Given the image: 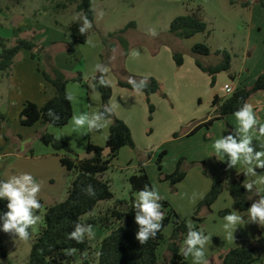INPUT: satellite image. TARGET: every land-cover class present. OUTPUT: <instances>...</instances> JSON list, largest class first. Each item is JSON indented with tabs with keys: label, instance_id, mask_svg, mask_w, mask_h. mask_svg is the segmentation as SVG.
<instances>
[{
	"label": "rangeland",
	"instance_id": "374dc122",
	"mask_svg": "<svg viewBox=\"0 0 264 264\" xmlns=\"http://www.w3.org/2000/svg\"><path fill=\"white\" fill-rule=\"evenodd\" d=\"M260 1L91 0L92 9L96 12L102 10L104 13L103 17L99 18L94 12L93 27L87 33V37L92 39L95 46L87 43L76 45L75 54H67L69 61L65 63V50L67 51L68 48L66 43L71 41L69 26L72 23L80 24V21L76 19V15L80 13L77 11L79 0H0V40L8 39L14 44L18 39L33 37L37 43H43L42 45L47 48V52L53 56L55 65L65 66L67 64L68 68H77V73L88 76L91 83H95L100 76L99 72H93L98 62L109 68V72L105 74V77L109 76V80L118 78V80L128 81L129 77L135 78L136 76L129 73L126 68L129 53L132 51H140L145 55L150 54V60L153 55L159 53L164 62L171 59L173 52H179L184 56L185 65L180 69V73L184 75L181 91H171L170 97L167 96L166 99L159 93L162 100L157 106L151 102L155 107V112L156 109L159 112L155 122L154 115L153 121H149V106L146 101L144 118L140 124L137 122L135 129L132 128L136 149L123 148L118 159L114 160L111 169L103 175V179L109 181L111 185L114 199L100 202L93 212L83 217L85 221L92 220L93 222L91 225L95 237L89 239L93 259L97 258L102 240L112 228L118 226L98 221V218H103L107 210L115 207L125 210L126 202L130 201L131 196L137 198L138 193L132 192L129 179L142 167L145 168L152 187H155L162 197L160 203L164 216L167 217L173 209L181 220L186 223L192 222L194 228L199 226L205 235L211 237L205 248V258L209 264H221V256L229 250L252 246L259 236H264V227L256 223H247V212L240 213L236 210L228 191H225L210 209L206 206L199 209L200 203L211 191L215 179L228 183L236 175L245 174L246 171L245 167L238 172H236L237 168L227 169L224 164L227 157L217 155L212 147L215 140L221 138L222 135H228L225 118L229 116L216 120L210 128L203 127L190 135L201 122L209 121L216 115L212 97L221 86L227 82L231 85H238L241 81L243 86L251 87L256 80V73L263 68L264 30L260 31L259 28H255L256 24L264 27V7ZM244 4L248 5L244 6ZM258 11L261 14H258ZM187 15H195L202 20L207 26L206 31L189 39L174 36L170 32L172 22L178 17ZM150 27L157 30V36L153 37L148 34L147 30ZM126 28L123 34L126 40L124 47L120 44L118 37L110 35ZM54 42H58L57 45H52ZM199 44L209 47L211 55L194 56L192 49ZM218 52L221 53L218 54ZM225 54L230 56L231 68L215 76L214 86L211 85V77L208 74L202 72L198 76L190 74V71H197L195 58H198L204 66L212 67L224 62ZM132 57L137 63L141 60V57L140 59L136 56ZM19 59H21L20 56ZM40 61L45 68V61L43 59ZM9 83L10 78L0 82V113L2 115H4L2 112L6 106ZM192 86L195 87L192 88ZM115 88L119 101L121 97L118 94L122 93L120 92L122 88L118 84ZM98 95L100 97L99 93ZM143 107H145L144 103ZM11 109L10 121L5 118L4 122L0 123V179L2 180L13 175L18 161L17 154L23 155L28 151L31 156L34 153L42 154L45 150L53 149L42 142L43 131L34 137L35 130L30 133L31 138L27 139L28 141H21L23 136L21 130L29 131L34 127L22 126L19 120L20 115L16 113L14 107ZM124 109L122 105L117 107L120 113H123ZM125 113L128 115L129 111ZM114 114L116 115L115 112ZM231 116L234 117V115ZM50 128L60 131L52 126ZM11 129L14 130V135H17L15 138L10 136ZM68 134L67 138L71 145L65 142L73 150L72 156L81 157L87 153L79 152L77 149L74 151V148L81 147L82 143L83 146L84 144L88 146L91 141L90 135L81 141L77 134ZM107 137V127L98 131V144L104 146ZM5 152H12L14 155L3 157L2 154ZM163 153L165 155L162 158V170H160L158 161ZM179 161L183 162L182 169L186 173V178L172 186L169 181H164V178L175 172ZM52 167L53 183L46 184V187L50 186L56 194L55 202H63L67 198L74 175L62 168L60 162H56ZM58 170H61V173H58ZM260 176L262 175L256 177ZM41 177L40 182H44L47 176ZM255 190L257 192L256 186ZM194 193L196 194L195 200L192 199ZM259 198V195L255 196L253 202ZM162 201L168 203L169 207H166ZM231 202L233 203L231 204L233 205L232 212L235 211L242 215L245 221V224L238 225L233 234L234 239H228L223 227L224 216L219 214V211L226 210ZM43 206L41 219L31 228L32 235L27 241H21L3 232V222L0 221V239L8 250V257L0 259V264H27L32 242L44 226L43 216L47 206L44 203ZM173 227V223L166 227L165 241L159 249L160 257H166L167 264L169 262L171 264L172 261L171 254L167 252V245ZM187 262L193 264V258L187 257ZM56 264L67 263L58 258ZM69 264H81V258L76 254Z\"/></svg>",
	"mask_w": 264,
	"mask_h": 264
},
{
	"label": "trees",
	"instance_id": "16d2710c",
	"mask_svg": "<svg viewBox=\"0 0 264 264\" xmlns=\"http://www.w3.org/2000/svg\"><path fill=\"white\" fill-rule=\"evenodd\" d=\"M261 5L264 7V0H261ZM248 4H244L247 6ZM91 0H79L77 11L86 14L89 20L94 21V11L91 10ZM131 26H135L131 24ZM79 23H72L69 26L71 32V41L67 42L68 55H74L76 52V45L85 44L87 33L81 35L79 33ZM206 24L195 15H187L176 18L171 25L170 32L182 39H189L198 33L205 32ZM126 29L113 33L111 37H118L120 44L126 46V40L123 37ZM58 42L52 43L57 45ZM47 48L41 47L32 37L18 39L14 44L11 40H0V73L2 79H9L12 76L14 66L19 56L27 52L32 59H39L45 61V68L38 69L44 80L48 82L54 89V97L39 106L33 102H26L20 113L19 120L22 126L32 127L37 123H41L46 127L52 126L56 128H63L69 124L74 114L72 102L65 99L68 92L67 86L71 81L82 83L83 75L78 73L76 77L69 78L64 71L59 69L53 61V56L47 52ZM194 56H210V48L206 45L199 44L192 49ZM128 53V52H127ZM126 53V55H127ZM221 52H218L220 54ZM224 62L219 65L206 67L202 62L195 58L196 66L205 74L211 77V85L215 84V76L220 72L229 71L231 68V59L228 54H225ZM104 57L103 55L101 56ZM173 59L178 68L184 65V56L179 52H173ZM101 75V74H100ZM146 81L148 87L143 89V94L147 98L149 106V121L153 120L155 107L150 101V96L161 93L166 99L167 95L162 90V84L153 77H148ZM137 84L140 83L142 77H135ZM118 86L129 91H133L132 85L127 81L119 80ZM96 90L100 93L102 100L103 111L104 105L111 102L113 96V87L101 86L96 84ZM264 90V73L260 74L253 86L236 91L227 97L220 98L215 96L212 102L215 109V116L204 123L199 124L190 135L195 134L203 127L210 128L218 119H223L233 113L242 106L245 101L260 91ZM52 109L60 116V119L53 121L47 112ZM5 116L0 113V123L4 122ZM111 125L109 128V135L106 147L111 149L108 156L102 154L106 148L89 145L87 153L94 152L95 156L92 158H81L79 156L73 157V150L65 141L57 139L55 136L44 130L41 135L42 142L51 146L57 152H65L61 157L60 162L62 166L74 175V179L68 189L67 198L63 202H59L52 206L46 207L43 216L44 226L40 233L32 242L31 253L27 264H56L57 259L61 258L62 262L69 264L76 254L81 258V264H167V258H161L159 249L165 241L164 231L171 223H173V230L167 245V252L171 254V264H188L187 258L181 254L182 242L187 235L186 222L181 220L175 210L171 209L169 215L163 220V227L157 233L155 238H150L147 243L141 245L136 239V233L139 230V225L135 223V210L132 208L134 196H131L129 202H126L125 210L118 208L107 210L106 215L99 217L98 221L106 224H117L118 226L112 228L110 233L102 240L99 252L96 259L91 257V242L85 237L83 243L77 244L74 240H68L67 234L74 230L75 223L92 224V220L85 221L83 217L93 212L100 202L111 201L114 199L109 181L103 179V175L108 172L114 160L119 157L120 151L128 147L132 150L136 149L133 134L125 121L118 118L114 113L110 116ZM162 154L158 161L159 169L162 170ZM182 161L178 162L175 172L166 175L164 181H169L172 186L177 185L186 178V173L182 169ZM163 175V174H162ZM2 180V179H0ZM129 182L131 184L132 192L138 193L147 184L150 188L152 183L144 167L139 169L138 173L133 175ZM244 182V173H240L235 178L225 183L220 180H214L211 191L207 197L200 203L199 209L208 207L209 209L219 199V197L228 191L233 199L236 210L240 213H246L247 209L253 203V198L257 197L255 185L251 192L246 191L242 186ZM91 185L95 191V196H89L85 192L88 185ZM42 207L36 213L41 216L43 209V202L40 201ZM162 203L169 207L166 202ZM7 211V200L0 199V216ZM229 210H224L220 213L221 216L229 214ZM202 221L201 219H199ZM2 222V220H0ZM105 224V225H106ZM200 230L199 226L195 228ZM30 236L32 235L31 228L28 230ZM68 248H76L74 255L67 256L62 250ZM8 257V250L3 241L0 239V259ZM262 257H264V236H259L254 244L249 247L233 248L221 256V264H256ZM170 264V262H169Z\"/></svg>",
	"mask_w": 264,
	"mask_h": 264
},
{
	"label": "clouds",
	"instance_id": "9594fccd",
	"mask_svg": "<svg viewBox=\"0 0 264 264\" xmlns=\"http://www.w3.org/2000/svg\"><path fill=\"white\" fill-rule=\"evenodd\" d=\"M96 12L95 9H91ZM99 18H102L103 11L96 12ZM76 19L80 21L79 33L85 35L92 29L93 23L86 14L79 13ZM82 22V23H81ZM148 34L155 37L158 35L154 27H150ZM86 43L95 46L90 37L86 38ZM133 56H139L138 52H133ZM93 72H99L100 78L98 84L101 86H109L110 81L105 78V74L109 72V68L101 63H96ZM87 79V77H86ZM95 80V76L93 77ZM147 76L142 77L140 83L137 84L133 77L128 78V83L132 85L135 93H142L143 89L148 87L146 81ZM89 87L96 91V83H89ZM75 96L71 92H67L65 99L69 102L75 100ZM254 104L245 101L240 108L234 113L237 121V127L233 133L227 136L222 135L221 138L214 141L212 147L217 155L227 157L228 167L233 168L238 164H242L245 168L246 176L256 177L255 168L264 169V143L259 145L260 150H256L253 146V135L258 134L259 137H264V123H261L254 111ZM116 105L110 102L104 105L103 111H95L91 114H81L79 116L73 115L71 120L76 128H84L86 126L88 131H100L106 128L110 123V116L115 112ZM47 115L53 120L57 121L60 116L52 109H49ZM105 151H109L105 149ZM257 183L264 184V176H260L258 180L251 182L244 181L242 186L246 191L251 192L254 185ZM41 191V184L30 173L24 172L9 176L6 180H0V199L7 200V211L0 216L2 220V231L13 235L21 241L30 239V228L35 226L41 219L36 213L41 209L42 205L38 199ZM85 192L89 196H95V191L89 184ZM259 199L251 203L247 209L248 221L247 223H256L264 227V194L260 190L256 192ZM196 194H193L192 199L195 200ZM162 197L155 187H149L145 184L144 188L137 194L132 208L135 210V223L139 225V230L136 233V239L141 245L147 243L150 238H155L157 233L163 227V220L165 218L160 203ZM225 223L223 225L228 239H234V232L238 225L245 224L242 215L237 212H231L223 217ZM188 229L186 238L181 248V254L187 258H193V264H209L205 258V248L211 239L210 236L205 235L202 230H196L192 222H187ZM85 237L93 239L95 232L93 226L82 223H75L74 230L67 234L68 240H74L77 244L83 243ZM67 256L74 255L76 248H68L62 250Z\"/></svg>",
	"mask_w": 264,
	"mask_h": 264
},
{
	"label": "crops",
	"instance_id": "0c3cea01",
	"mask_svg": "<svg viewBox=\"0 0 264 264\" xmlns=\"http://www.w3.org/2000/svg\"><path fill=\"white\" fill-rule=\"evenodd\" d=\"M258 14H261V12L258 11ZM256 26L257 27L255 28H259L260 31L264 30L263 25L258 26V24H256ZM38 44L41 47H44L42 45L43 43H38ZM138 50H141V49H138ZM133 52L134 51L129 53V56L127 59L128 62L126 64V68H127V71H129V73H131L132 75L136 77L147 76V77H153L157 79L162 84L163 92L169 97H170L171 91L172 92L181 91L183 87L184 75L180 73V69L183 68L185 63L182 67L177 68L174 62V59H173V53L171 54V59L170 60L167 59L166 62H164V60H162L161 57L159 56V53L158 55L157 54L153 55L152 56L153 58L150 60L151 57L149 53H147L149 55H145L140 51H136L139 53L138 58L140 59L141 57V60L137 63L132 57ZM262 56H263L262 57L263 59L264 55ZM20 58L21 59L17 60L14 66V70L10 78V83L8 85V90H7V97L5 101L6 106L4 108V112H2L5 115V118L7 121H10L9 116H10V111L12 110L11 109L12 107H14L16 113L20 115L23 109V106L26 102L30 101L39 106H42L45 102L53 98L55 94L53 87L44 80L41 72L38 70V69L44 68L42 62L39 59H32L30 54L27 52L22 53V55H20ZM64 61L65 63L69 61L66 50H65ZM145 61L146 63L144 64ZM56 66L62 71H64L69 78H74L78 74L76 71L77 68H68L67 64L65 66L63 64H61V66L57 64ZM262 67L263 68H261L256 73V76H255L256 79L260 74L264 73V62H263ZM200 72L202 71L197 67V71L195 70L190 71V74L191 75L193 74L194 76H198V75H201ZM82 75H83L82 83L71 81L67 86L68 92L73 93V95L76 97L75 100L72 101V106H73V111H74L73 115H77V116L81 114H85V113L91 114L95 111L101 110V107H102L101 96L99 97L98 95L99 92L97 90L93 92V90L89 87V83H91V81L89 80L90 78H88V76H86L85 74H82ZM105 78L109 80V76ZM2 80H3L2 74L0 73V82ZM119 80L118 78L109 80L110 84L113 87V94H114V96H112L111 101L112 103L116 105L115 113L117 117L126 122V124L129 126L133 134V129H135L137 125L141 123L142 118H144L143 114H145L146 105L148 104L147 103L145 105L147 98L143 93H135L134 91L129 92L126 89L122 88L120 89V92L122 93L118 94L121 97L119 98V101H118L116 97L115 87L118 84ZM95 83L97 84V82ZM227 84H230V83L227 82L224 85H227ZM224 85L219 88L218 92H215V94H213L212 100L214 99L215 96H219L220 98H224L228 96L223 91ZM243 85L244 84H241V81L239 82L238 85H235V84L232 85L234 92L242 90L244 88H249ZM251 85L252 84H250V86ZM194 87L195 86H192V88ZM160 100H162V98L158 94H153L152 96H150V101L155 106L158 105V102H160ZM248 102L254 104L255 106L254 111L256 113L258 120L261 123H264V90L253 94L249 98ZM143 103L145 107H143ZM118 105L119 106L122 105V108L125 107L123 113H120L119 110L117 111ZM126 111H129L128 115L125 113ZM158 116H159V112L156 109V112L154 114V122L157 120ZM204 122H207V120L201 123H204ZM225 122L227 123V126H228L227 127L228 130L226 131L227 134L233 133L235 131V128L237 127L236 118L229 116L225 118ZM110 125H111V121L109 125L107 126L108 135H109ZM33 127L34 128L29 131L26 130L27 132L24 130L23 131L21 130V132H23V133L20 132L23 135L21 138V141L23 142L28 141L27 139L31 138L30 133L34 132L35 130H36V134L34 135V137L39 135V133H41L42 131L46 130L53 136L58 137L57 139L62 140V141H67L68 143H70V140H68L69 138H67L68 133H69L68 135H70V133L77 134L80 137L81 141H84L86 139V136L90 135L91 141L89 142L88 146L91 144L94 146L104 148L106 147V143H107V140H106V143L104 146L99 145L98 144V131H88L86 126L84 128L78 129L75 127L72 120L69 122L67 126L63 128H58L60 131H54L50 128L51 126L46 127L41 123H37ZM31 135H33V133ZM10 136L12 138H15L17 136V135L16 136L14 135L13 129H11L10 131ZM134 137L135 136L133 135V138ZM261 143H264V137H259L258 134L253 135V146L256 148V150H260L259 145ZM85 145L86 144H84L83 146V143H82V146L74 148V151L78 150L79 152H87L88 146H85ZM13 155L14 154L12 152L11 153L5 152L4 154H2L3 157L13 156ZM64 155H65V152H57L54 149L45 150L42 152V154L34 153L31 156L29 155L28 151L24 152L23 155L17 154L18 161L16 163L17 165H16L15 171L13 172V175L24 173V172H27L33 175L36 181L41 184V191L39 193L38 199L42 201L47 207L52 206L54 204H57V202H55L57 200L56 194L53 193V190L50 189V186L46 187V184L51 185L53 183L54 176H51L52 170H53L52 166H55L56 162L57 163L60 162L61 157ZM224 164L226 165V168L229 169L228 160L224 161ZM61 167L64 168L62 164H61ZM233 168H237L236 172H238L244 169V166L242 164H238L236 167H233ZM255 171L257 175L264 176V169L257 167L255 168ZM59 172L61 173V170H58V173ZM40 174L41 176H47L44 182H40V178H42ZM258 179H259L258 177L252 178L251 176H246L244 174V181L251 182L253 180H258ZM255 186L257 189L260 190L261 194H264V184L257 183ZM221 196L219 197V199L221 198ZM232 202H233V199H232ZM232 202L230 203V206H228V208L226 209V210H229L230 213L232 212V208H233L232 207L233 205L231 204L234 203ZM222 211L224 210L221 209L219 211V214ZM256 264H264V257H262Z\"/></svg>",
	"mask_w": 264,
	"mask_h": 264
},
{
	"label": "water",
	"instance_id": "95a60500",
	"mask_svg": "<svg viewBox=\"0 0 264 264\" xmlns=\"http://www.w3.org/2000/svg\"><path fill=\"white\" fill-rule=\"evenodd\" d=\"M99 78H100V76L98 77V79L96 81L97 83L99 81ZM105 149H108L109 151H105ZM105 149L103 150L102 154L106 157V156H108L110 154L111 149L109 147H106ZM94 156H95V153L94 152H90V153H85L84 155L81 156V158H92Z\"/></svg>",
	"mask_w": 264,
	"mask_h": 264
},
{
	"label": "built area",
	"instance_id": "2783aa9c",
	"mask_svg": "<svg viewBox=\"0 0 264 264\" xmlns=\"http://www.w3.org/2000/svg\"><path fill=\"white\" fill-rule=\"evenodd\" d=\"M223 91L225 92L226 95H231L234 93V89H233L232 85H230V84L224 85Z\"/></svg>",
	"mask_w": 264,
	"mask_h": 264
}]
</instances>
